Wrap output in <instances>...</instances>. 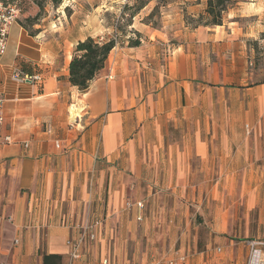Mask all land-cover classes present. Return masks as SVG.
<instances>
[{"label": "crops", "instance_id": "0c3cea01", "mask_svg": "<svg viewBox=\"0 0 264 264\" xmlns=\"http://www.w3.org/2000/svg\"><path fill=\"white\" fill-rule=\"evenodd\" d=\"M228 7L222 24L191 31L165 61L154 43L113 48L85 91L69 81L71 55L62 65L54 42L10 26L17 38L0 58V264H67L88 222L92 264H190L191 206L224 199L226 183L242 179L245 126L264 131V51L256 67L249 45L264 36V0ZM24 61L43 68L41 84L14 78ZM227 212L217 205V234Z\"/></svg>", "mask_w": 264, "mask_h": 264}, {"label": "rangeland", "instance_id": "374dc122", "mask_svg": "<svg viewBox=\"0 0 264 264\" xmlns=\"http://www.w3.org/2000/svg\"><path fill=\"white\" fill-rule=\"evenodd\" d=\"M193 1L64 0L59 6L47 3L37 24L30 26L29 30L21 26L22 21L25 20L22 13L17 23L24 31L26 30L28 35L32 36L34 32L36 35L32 37H36V40L54 42L62 65L65 56L72 57L77 45L76 41L85 36H92L101 41L112 38L117 41L115 47H129L130 41L136 39L142 40V45L154 43L152 45L154 52H161L165 61V58L170 59L174 47L190 42L188 33L200 27L215 26V24L207 25L210 17L204 6L190 7ZM142 3H147L148 6L139 10L138 7ZM227 11L223 14L222 22ZM37 12V7L29 10L33 16H36ZM149 36L153 39L151 43ZM262 37L264 36H259L258 40L249 41L251 49L254 50L252 65L256 67L260 66L261 62L258 59H260V53L264 51ZM16 38L17 33L11 31L6 58L13 49ZM42 71L43 68L40 65H32V73H43ZM76 111L72 112L76 113ZM4 124L5 121L0 123V127ZM252 128L249 121V124L245 126L246 138L242 139L245 142L250 141L243 149L246 154L243 159L245 164L239 171L242 179L235 181L236 185L233 182L226 183L230 190L227 188L224 199L205 198L202 201H195L189 210L188 224L197 233L198 245L197 251L193 248L190 252L186 251V254L190 255V264H246L249 253L248 242L264 241V175H261L264 172V162L263 158L262 160L258 158L255 146L258 139L264 141V131L260 130L257 133ZM6 140L8 141L7 138ZM261 152L264 154V143ZM251 153L254 155L251 156ZM212 185L215 184L200 186L207 192L208 187L212 190ZM250 185L252 188L247 190L246 187ZM244 192H250V196L247 197L243 194ZM256 201L259 203L255 204ZM222 202L227 205L228 212L223 216L221 228L223 232L217 234L214 223L219 216L215 214V211L217 205ZM217 235L218 238L215 240ZM219 248H222L221 252Z\"/></svg>", "mask_w": 264, "mask_h": 264}, {"label": "trees", "instance_id": "16d2710c", "mask_svg": "<svg viewBox=\"0 0 264 264\" xmlns=\"http://www.w3.org/2000/svg\"><path fill=\"white\" fill-rule=\"evenodd\" d=\"M5 3L16 4L19 13L23 14L25 20L21 26L29 30L30 26L37 24V20L42 15L47 3H53L59 6L64 0H3ZM230 0H208L207 14L210 20H207V25L222 24L223 14L228 10ZM147 3H142L138 9H142ZM37 7L36 16L29 13L30 8ZM21 16V15H20ZM35 36L34 32L31 34ZM138 35H140L138 33ZM142 40L136 39L130 41V46L138 47ZM117 45L114 39L101 41L94 39L92 36L79 40L72 54V59L69 63V81L73 86H77L81 91H85L90 87L91 82L97 78L98 74L107 65L112 49ZM37 64L32 61H24L20 63L22 71L32 74V65Z\"/></svg>", "mask_w": 264, "mask_h": 264}, {"label": "built area", "instance_id": "2783aa9c", "mask_svg": "<svg viewBox=\"0 0 264 264\" xmlns=\"http://www.w3.org/2000/svg\"><path fill=\"white\" fill-rule=\"evenodd\" d=\"M19 9L16 4L5 3L3 0H0V58L6 52L8 47V37L10 33V26L14 23H17L20 18ZM14 78L17 81L24 82L30 80L31 83L39 85L43 82V74L38 73H26L21 70V67L14 72ZM6 120L4 115V97L0 92V123ZM59 146V142H57ZM60 147V146H59ZM138 208L144 209V202H136ZM139 220H142L143 217L138 216ZM98 224V223H97ZM94 225L90 222L83 227L82 236L77 239L70 241V252L67 264H92L88 256V251L86 245L90 242L93 243L96 240V234L94 233ZM16 243H19V239L16 240ZM249 243V253L248 261L246 264H264V241L261 240H251ZM219 251H222V248H219ZM101 264H115L109 258H104ZM124 264H138L136 262H127ZM172 264H187V260L183 257L178 263Z\"/></svg>", "mask_w": 264, "mask_h": 264}, {"label": "water", "instance_id": "95a60500", "mask_svg": "<svg viewBox=\"0 0 264 264\" xmlns=\"http://www.w3.org/2000/svg\"><path fill=\"white\" fill-rule=\"evenodd\" d=\"M28 82H31L30 80H27Z\"/></svg>", "mask_w": 264, "mask_h": 264}, {"label": "bare ground", "instance_id": "6f19581e", "mask_svg": "<svg viewBox=\"0 0 264 264\" xmlns=\"http://www.w3.org/2000/svg\"><path fill=\"white\" fill-rule=\"evenodd\" d=\"M76 111V110H75ZM73 113V112H72Z\"/></svg>", "mask_w": 264, "mask_h": 264}]
</instances>
